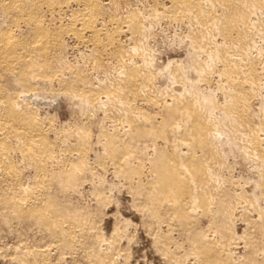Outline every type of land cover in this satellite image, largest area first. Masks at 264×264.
I'll return each mask as SVG.
<instances>
[{"label":"bare ground","instance_id":"bare-ground-1","mask_svg":"<svg viewBox=\"0 0 264 264\" xmlns=\"http://www.w3.org/2000/svg\"><path fill=\"white\" fill-rule=\"evenodd\" d=\"M140 1L145 2L142 4L145 7L138 4L135 8L133 0H0V19L5 21L0 23V213L3 216L2 212L10 213L6 217L10 219L8 222H14L12 217L9 218L11 215L19 220L18 225L22 223L20 221H29L30 225L34 223L33 226L43 227V231L45 228L54 242L47 249L35 251L28 250L27 244L25 249L18 246L20 250H16V246L17 252L12 253L14 260L22 264H53L55 259L52 262L49 256L52 250L66 253V250L80 249L86 250L87 259L94 264H118L121 261L116 259V255L121 253H117L116 247L121 236L119 231L114 229L108 238L105 235L97 237L94 240L96 244L85 243L86 233L97 228L96 221L92 222L90 213L78 207V202L76 207L73 206V200L66 196L70 193L72 197L81 179L85 177L87 180V175L94 179L99 165L105 168L108 163L116 175L115 179L121 177L128 183V189L134 195L133 203L137 201L143 208L145 224L156 238L158 250L170 261L174 259V264H264V171L256 187L260 191L255 189L259 195L248 196L249 190L233 192L225 186L226 183L220 186L228 176L221 180L224 176L218 173V169L215 171L212 163L218 157L214 144L227 139L219 129L226 122L238 124L245 130V137L253 150H250L251 154L264 158V114L255 117L259 125L251 129L254 125L251 118L255 114L250 112L252 103L249 104L259 90L257 87L264 71V66L256 60L258 57L252 56L257 52L251 55L256 44L260 45L261 41H255L259 39L258 34L264 39V0ZM124 7L125 14L121 10ZM49 17L51 20L59 18L60 22L52 24ZM162 20L176 22V25L178 22L180 25L187 23L188 38H185L190 39L193 48H189L190 52L195 51L191 68L200 73V80L213 82V76L207 70L212 64L217 66L212 70L217 73L215 82L223 94L222 102L213 97L214 90L205 92V89L190 83L185 70L173 62L167 64L170 72L165 77L168 83L170 80L182 83L181 90H167L165 93L157 90L155 81L161 72H158L159 67L155 69L147 43L152 25ZM161 28L163 30L162 25ZM165 30L172 33L169 28ZM67 38L90 48L93 53L91 66L97 69V77L89 69H84L88 61L84 66L83 63L87 58L81 63L82 69L81 65L80 69L77 67L79 63L74 64L76 69L70 62L67 64L63 55L64 50L67 51ZM182 38L179 39L184 42ZM175 40L176 37L171 39ZM76 46L78 48V44ZM103 57H106L105 61ZM113 59H116L115 63H112ZM173 67L175 71L171 69ZM101 71L106 75L103 79ZM97 78L98 85L94 82ZM66 93L92 109L105 110L107 118H112L109 113L114 109L122 112L112 118L111 129L100 128L98 141L104 147L103 155L108 162L97 165L89 161L91 129L89 133L84 125L80 127L84 122L80 123L76 133L69 136L65 126L58 128L51 117L45 113L42 116L40 98ZM146 106H150L148 109L157 108L156 114L148 113L150 109L145 111ZM216 110L220 116L216 115ZM85 121L88 122L87 119ZM74 135L77 138L74 139ZM69 137L74 141L71 142ZM220 164L224 166L227 163ZM23 167L32 170L29 176ZM217 174L221 176L220 184ZM105 185L99 178L96 187L92 186L97 205L108 199V185ZM236 219L243 222L241 234L235 229ZM116 228L120 230L119 226ZM172 229L187 244L182 256L178 253L180 244L170 236ZM120 240L122 242V238ZM174 242L176 247L173 244V249L170 243ZM124 248L126 250L127 246ZM178 257L184 262L177 263Z\"/></svg>","mask_w":264,"mask_h":264},{"label":"rangeland","instance_id":"rangeland-1","mask_svg":"<svg viewBox=\"0 0 264 264\" xmlns=\"http://www.w3.org/2000/svg\"><path fill=\"white\" fill-rule=\"evenodd\" d=\"M60 1H64V0H60ZM135 1V3H134V6H135V8H136V6L139 4V6L141 7H145L144 5H142V4H144L143 2H141L140 1V3H139V0H133V2ZM138 2V3H137ZM109 5V3H107V6ZM122 10V12L124 11V10H126V8L124 7V9H121ZM121 10H120V13H121V15H124L125 13H126V11H124L123 13L124 14H122V12H121ZM49 19H50V17H49ZM59 18H57V19H54V20H49V22L50 23H55V24H57V23H59L60 22V19L58 20ZM1 21H2V19H0V23H1ZM4 21V20H3ZM2 21V24H4V22ZM52 21V22H51ZM55 21V22H54ZM168 21H166L165 20V22H164V20H162V22H159V23H156L155 25L153 24L152 25V27H151V31H150V34H149V38H148V49H149V52H150V55L152 56V58H153V61H154V63L153 64H155V69H157L158 67V72H161L159 75H158V78H156V81H155V87L157 88V90H159V91H161V93H165V91H172V90H178V88H179V90H181V88H182V83H179V82H177V81H173V80H170V82L168 83V80H167V78L165 77V75L167 74V73H169L170 72V68H167L168 67V63L169 62H173V63H175V64H178V66H179V68L180 69H184L185 70V74L187 75V77H188V80H191L190 81V83L192 82V84L194 85H197V87H200L201 88V90H204L205 92H208V90H210V91H213V97L217 100L218 98V101H220V102H222L223 101V99H224V97H223V94H221L220 93V90L218 89V83H216L217 82V73L216 72H213V70H215L216 69V65H214V64H212L214 67H212V65H211V69H209V70H207V73L210 75V76H213L212 77V79H213V82L212 81H209V82H207V81H205L204 79H202V80H200L201 79V76H200V73L199 72H196L194 69H192L191 68V64H192V61L194 60V58H195V54H194V52L195 51H191L190 52V49L192 50L193 48L191 47V44H190V39H187L188 37H187V28H188V26L186 25L187 23H184L183 22V24L182 25H180L181 23L180 22H178V26L175 24L176 22H168ZM66 23H67V20H66ZM160 23H161V25H162V27H163V30H162V28L160 29V27H161V25H160ZM173 23V24H172ZM180 23V24H179ZM6 24V23H5ZM159 24V25H158ZM164 24V25H163ZM166 24V25H165ZM157 25V26H156ZM168 25H170V26H168ZM173 25V27L175 28V27H179V26H181L179 29L178 28H175L176 29V32H177V34H179V31L181 32V35L179 34V38H182V39H184L183 41L185 42V44H183L184 42H182V40L180 41V39L178 38V35L176 36L174 33H176L175 32V29L173 28V27H171ZM175 25V26H174ZM183 25H185L184 26V29H182L183 28ZM52 26H54V25H52ZM160 26V27H159ZM153 27H155V28H153ZM169 28V31H171L172 33H170V32H168V30H165V29H168ZM171 27V28H170ZM171 29V30H170ZM181 29V30H180ZM23 30H27V28H24L23 27ZM153 30H155V31H153ZM160 30V31H159ZM183 30V31H182ZM174 31V32H173ZM166 32H167V34H166ZM155 33V34H154ZM184 33V34H183ZM185 33H186V35H185ZM27 33H25V35H26ZM170 34V35H169ZM30 35V34H29ZM28 34H27V37L29 36ZM172 35V36H171ZM183 35V36H182ZM151 36V37H150ZM170 36V37H169ZM181 36V37H180ZM30 37V36H29ZM176 37V43H175V41L173 42V41H171V39L173 40L174 38ZM185 37H187V38H185ZM259 37V39H257ZM257 38L255 37V39H257V40H255L256 41V43H259L258 41H261L260 42V45L259 44H256L257 45V47L256 48H254L251 52V55L254 53V52H257V55H256V53H254L252 56L253 57H255L256 58V56L258 57L256 60H258L257 62L258 63H260V66H264L263 64H264V61H261V60H264V53L262 52V51H264V50H262V49H264V39L261 37V35L260 34H258V36H257ZM70 39H71V41H70ZM150 39V40H149ZM263 39V40H262ZM69 41H70V43H69ZM150 41V42H149ZM177 41H179V42H181V43H179V42H177ZM187 42V43H186ZM66 50L67 51H65L64 50V52H63V55H64V58H65V60H66V62H67V64H69L70 65V63H71V65H73V68L79 63V66H77L79 69H80V65L82 66V64L81 63H83L84 62V59L85 58H87L86 60H85V62L83 63V66H84V64L85 63H87L86 61H88V63L87 64H85V67H84V69H89V72L90 73H92V75H96V77H97V74L95 73V72H97V69H92V61H91V59H92V51L90 50V48L89 47H85V45H82V44H79V43H77L73 38H67L66 39ZM78 44V48H77V44ZM262 43V44H261ZM73 46H72V45ZM151 44V45H150ZM179 45V46H178ZM181 45V46H180ZM182 45L185 47H182ZM186 45V46H185ZM188 45H190V46H188ZM261 46V47H259V46ZM68 46V47H67ZM80 46V47H79ZM152 46H153V48H152ZM73 47V48H72ZM76 47V48H75ZM191 47V48H190ZM70 48H72V49H70ZM89 48V49H88ZM190 48V49H189ZM258 48V49H257ZM86 49V50H85ZM260 49V51H258ZM80 50H81V52H80ZM151 50V51H150ZM187 50V51H186ZM189 50V51H188ZM257 50V51H256ZM69 51V52H68ZM71 51H72V53H71ZM82 51L84 52V53H82ZM87 51V52H86ZM77 52V53H76ZM78 52H80V53H78ZM176 54H175V53ZM258 52H259V54L260 53H263V54H260V56H259V54H258ZM69 53H70V55H69ZM76 53V54H75ZM188 53V54H187ZM82 55V56H80V55ZM86 54V55H85ZM89 54V55H88ZM154 54V55H153ZM72 55V56H71ZM89 57H88V56ZM92 55V56H91ZM263 55V56H262ZM66 56V57H65ZM75 58H74V57ZM84 56H86V57H84ZM79 57V58H78ZM81 57V58H80ZM84 57V58H83ZM168 57H169V59H168ZM260 57V58H259ZM261 57H263V58H261ZM74 58V59H73ZM91 58V59H90ZM104 58V61L106 60V57H103ZM191 58V59H190ZM74 60L73 62H71L72 60ZM75 59H76V61H75ZM176 59V60H175ZM188 59V60H187ZM260 59V60H259ZM69 60V61H68ZM168 60V61H167ZM178 60V61H177ZM180 60V61H179ZM183 60H185L184 62H183ZM83 61V62H82ZM91 61V62H90ZM111 61V60H110ZM176 61V62H175ZM261 61V62H260ZM68 62H70V63H68ZM116 62V59H113L112 60V63H115ZM167 62V63H166ZM181 62H182V64H181ZM73 63V64H72ZM91 63V64H90ZM161 63V64H160ZM165 63V64H164ZM187 63V64H186ZM188 63H189V65H188ZM74 64H76V65H74ZM90 66H89V65ZM184 64V65H183ZM88 67H87V66ZM158 65V66H157ZM83 66L81 67V69L83 68ZM77 67H75L74 69H76ZM90 67V68H89ZM175 67V66H174ZM171 68V69H173V71H175V68ZM186 68V69H185ZM212 68H213V70H212ZM264 68V67H263ZM156 71V70H155ZM183 72V71H182ZM66 73H68V72H66ZM163 73H164V75H163ZM212 73V74H211ZM194 74V75H193ZM263 75H264V71H263V73H262ZM106 76L102 71L100 72V76H101V78L103 79V78H105L104 76ZM196 75V76H195ZM208 75V76H209ZM263 75H261L260 76V79H261V83H260V86H262L261 84H263L264 85V76ZM99 77V76H98ZM195 77H197V78H195ZM100 78V77H99ZM158 79V80H157ZM259 79V80H260ZM97 80V81H96ZM161 81V82H160ZM216 81V82H215ZM94 82H95V84H99V83H97V82H99V80H98V78L97 79H95L94 80ZM158 84H157V83ZM206 82V83H205ZM211 82V83H210ZM214 82H215V84H214ZM161 83V84H160ZM167 83V84H166ZM187 83H189V82H187ZM100 84H101V82H100ZM200 84H202V85H200ZM211 84V85H210ZM217 84V85H216ZM157 85V86H156ZM215 85V86H214ZM169 86V87H168ZM181 86V87H180ZM206 86V87H205ZM211 86H212V88H211ZM258 86H259V84H258ZM257 87V89L259 88V90H257V92H255V94L253 95V97H252V99H250V101L252 100V102H249V104L250 103H252V105L250 104V112L252 113V115L253 114H255V116L253 115V119L251 118V123L253 122V124L254 125H251V129H253L254 127L256 128L258 125H259V123H257V122H259V120L257 119V118H259V116H261V115H263L264 114V91H262L261 92V90H264V86H262V87ZM207 87H210V89L209 88H207ZM214 87V88H213ZM207 89V90H206ZM260 93H259V92ZM218 92V93H217ZM256 94H257V96H256ZM262 95V96H260V95ZM64 94H60V95H58V96H56V95H46L45 96V98H40L41 100H42V103L43 104H40L39 105V110H40V112H41V114H42V116H49V117H51L50 119H52V122H53V124L55 123V125L56 126H58V128H65L66 127V134L67 135H69L70 136V134L71 133H76V131H77V129H79V126H80V123L81 122H84V123H82V125L80 126V127H83V125H84V127L87 129V131L90 133V129H91V133H90V135H89V137H90V140H91V142H90V145H89V156H90V158H89V161H91V163H95V164H101L102 162V164H104L106 161L108 162V160H105V154L103 155V153H104V147H103V145H102V143H100V141H98L99 139H100V128L102 127V126H104V127H107V128H109V129H111L112 128V118H114V116H117V114H119V113H122V112H118L116 109H114V110H112L111 111V113H109L108 115L109 116H111L112 115V118H107V116H104V111L102 110V109H100L99 110V108H95V109H92L91 107H89V106H87L85 103H83V102H81L78 98H76V97H72L71 95H68L67 93H66V95H64ZM68 95V96H67ZM217 96V97H216ZM52 97V98H51ZM62 97V98H61ZM221 97V98H220ZM255 97V98H254ZM46 98H47V101H46ZM65 98V99H64ZM222 99V100H221ZM56 100V101H55ZM69 100V101H68ZM76 100V101H75ZM79 100V101H78ZM46 103H45V102ZM52 102L53 104L51 105V103H49V102ZM54 101V102H53ZM72 101V102H71ZM76 105V106H74V104ZM80 103V104H79ZM49 104V105H48ZM44 107H43V106ZM55 105V106H54ZM59 106H61V107H59ZM73 106V107H72ZM252 106V107H251ZM54 107V108H53ZM58 107V108H57ZM148 107H150V106H146V107H144V110L145 111H149V109H148ZM61 108V109H60ZM78 108V109H77ZM83 108V109H82ZM91 108V109H90ZM60 109V110H59ZM76 111H75V110ZM82 109V110H81ZM155 110V107L154 108H152V109H150V111L148 112V113H150V114H156L155 112H156V110H157V108H156V110ZM42 110V111H41ZM152 110V111H151ZM252 110V111H251ZM55 111V112H54ZM79 113H78V112ZM115 111V112H114ZM263 111V112H262ZM49 112V113H48ZM56 112H57V114H56ZM75 112V113H74ZM93 112V113H92ZM153 112V113H152ZM218 112V113H217ZM254 112V113H253ZM43 113H45L44 115H43ZM74 115V114H78L77 116L76 115H72V114ZM81 113H83V114H81ZM85 113V114H84ZM99 113V114H98ZM216 115L217 114H219V110H216ZM262 113V114H261ZM88 114V115H87ZM91 116H90V115ZM95 114V115H94ZM116 114V115H115ZM52 115V116H51ZM59 117H58V116ZM80 115V116H79ZM57 116V117H56ZM73 116V117H72ZM86 116V117H85ZM88 116L90 117V118H88ZM217 116H220V114L219 115H217ZM56 117V118H55ZM76 119H75V118ZM78 117V118H77ZM80 117V118H79ZM84 117V118H83ZM100 117V118H99ZM255 117H257V118H255ZM58 118V119H57ZM59 119H61V120H59ZM78 119V120H77ZM79 119L81 120L80 122H79ZM87 119V121L88 122H86L85 120ZM111 119V120H110ZM56 120V121H55ZM95 120H97L96 122H95ZM108 120V121H107ZM254 120V121H253ZM64 121V122H63ZM77 123H76V122ZM257 121V122H256ZM58 122V123H57ZM59 122H60V125H58L59 124ZM62 122V123H61ZM70 122V123H69ZM71 122H73L72 123V125L70 126V124H71ZM102 122H103V124H102ZM57 123V124H56ZM99 125H98V124ZM256 123H257V125H256ZM64 124V125H63ZM66 124H67V126H66ZM73 124H76L75 126L77 127H75V126H73ZM85 124L87 125V126H85ZM90 124V125H89ZM110 124V125H109ZM223 124V123H222ZM230 124V125H229ZM62 125H63V127H62ZM228 125H229V127H228ZM60 126V127H59ZM65 126V127H64ZM92 126H94V127H92ZM254 126V127H253ZM68 127V128H67ZM71 127V128H70ZM73 128V129H72ZM75 128V129H74ZM96 128H98V129H96ZM237 128V129H236ZM239 126H238V124L236 125V124H234V123H231V122H226L225 124H223L219 129H220V131L222 132L223 131V134H224V136L226 137L227 136V139L226 140H222V141H218V142H216L214 145H215V151H216V156H218V157H215V161H213L212 163H213V168H215V171L217 170L218 171V173L221 175V176H224V177H222V179H221V176L219 175V174H217V179H218V181L221 179V180H224L225 179V177H227L228 176V178H226L224 181H226V182H222L221 180V183L222 184H220V181H219V184H220V186H224V184H225V186H227V188H229L231 191H237V192H240V190L241 191H248L247 192V194H248V196H255V195H259L258 193V191L257 190H259L258 188H256L257 187V185H258V183H259V181H260V179H261V177H262V171H264V166H263V164H264V158H262V157H260V158H258L256 155H253V154H251V152H250V150L251 151H253L251 148H250V145H249V143L250 142H248V139H247V137H245L246 136V134L247 133H245L244 131L245 130H242L241 128H240V130H239ZM249 128V129H250ZM70 129V130H69ZM249 129H248V131H249ZM250 129V130H251ZM96 130V131H95ZM235 132H234V131ZM73 131V132H72ZM92 131H93V133H92ZM237 131V132H236ZM99 132V133H98ZM95 133V134H94ZM98 133V134H97ZM92 134H93V136H92ZM97 134V135H96ZM234 135V136H233ZM97 136H99L98 138H97ZM92 137V138H91ZM73 138L75 139V138H77V135H74L73 136ZM72 137H71V139H70V137L68 138L69 140H71V142H72V140L74 141V139H73ZM224 138V137H223ZM244 139L246 140V141H244ZM228 140V141H227ZM93 141V142H92ZM94 141H96V142H94ZM235 142V143H234ZM92 144H94V146L92 145ZM218 144V145H217ZM97 145H98V147H97ZM220 145V146H219ZM242 145V146H241ZM248 145V146H247ZM92 148V149H91ZM102 148V149H101ZM93 149H95V150H93ZM92 150V151H91ZM99 150V151H98ZM220 151V152H219ZM66 152H67V145H66ZM69 152V151H68ZM67 152V153H68ZM96 152H98L97 153V156H95V154H96ZM93 153H94V155H93ZM67 155V154H66ZM102 155V156H101ZM98 156H100V157H98ZM264 156V155H263ZM102 157H104V158H102ZM262 158V159H261ZM94 159V162H92V160ZM96 159H98V160H96ZM221 161H220V160ZM261 159V160H260ZM102 160V161H101ZM219 161H220V163H219ZM262 161V162H261ZM97 162V163H96ZM101 162V163H100ZM252 162H254V163H252ZM215 163V164H214ZM220 165H222V164H224V163H227V164H224V166H223V169H222V166H219V164ZM258 163V164H257ZM261 163V164H260ZM253 164V165H252ZM257 164V165H256ZM107 165L108 166H106L105 168H101L102 166H100L99 165V167L96 169V173H98V174H96V179L94 178V179H91L90 178V176L89 175H87L86 177L88 178L87 180H85V177L83 178V179H81L80 181H83V182H80L79 181V183L76 185L77 186V188L78 189H76L77 191H76V193L78 194L79 192H82V194H83V196H82V194L81 193H79L78 195L79 196H77V194L75 193V192H72L73 194L75 193V196H73V194H72V197H71V194L70 193H66V196L67 197H69L70 196V198H71V200H73V202L75 203V204H73V202H72V204H73V206H77V205H79L78 207H80V208H82V210L83 211H86V212H88V214H89V217H90V220L92 221V222H94V221H96L95 222V227H97V228H95V229H93V232H89V233H86V235L87 236H89V237H86V235H85V237H84V239H83V241H85V243L88 241V244L89 245H92L93 243H94V240L97 238V237H109V236H112V235H110V234H113L115 231H114V229L115 230H118L119 231V235H121L120 237H118V239H117V241L119 242H117V244H116V247H117V253L118 252H121V253H123V254H121V253H119V254H121V255H116V259L118 260V261H120L118 264H174V259H172L171 261H170V258H168L166 255H163L159 250H158V244H157V240H156V238L155 237H153V234H150L151 232H150V229H149V227H148V225H146L145 224V218H144V210H143V208H141L140 207V205L138 204V202L136 201V203H133V202H135V200H134V195H133V192H132V190L131 189H128V188H130L127 184V182L125 183V182H123L124 181V179H122L121 177H118V179H120L119 181H118V179H117V177H116V179H115V174H114V171H113V169L111 168V166L107 163ZM251 165H252V167H251ZM259 165H261V166H259ZM255 166V167H254ZM257 166H259V167H257ZM109 167V168H108ZM230 167V168H229ZM27 167H23V170L25 171V174H26V176H29L30 174H31V169L30 168H27V170H25ZM229 168V169H228ZM254 168V169H253ZM103 169H105V170H103ZM219 169H220V171H219ZM226 169V170H225ZM31 170V171H30ZM224 171V172H222V171ZM98 171V172H97ZM102 171V172H101ZM254 171V172H253ZM105 172V173H104ZM257 172V173H256ZM225 173V174H224ZM222 174H224V175H222ZM227 174V175H226ZM259 174V175H258ZM97 175L99 176H101V177H99V178H102V181H104V184H106L105 186H107V188H108V190L106 189V193H107V191H108V193H107V198L108 199H106L103 203H101L100 205H97V198H95V195H94V186L96 187V185H97V183L99 182V178L97 177ZM230 175H231V177H230ZM83 177V176H82ZM219 177H220V179H219ZM237 179H235V178ZM239 179H240V181H239ZM257 179H259V180H257ZM28 180V179H27ZM26 180V181H27ZM90 180H92V184L90 183L91 181ZM93 180H95V182L93 181ZM107 180V182L105 183V181ZM229 180V181H228ZM230 180H231V183H230ZM236 180V181H235ZM247 180V181H246ZM85 181V182H84ZM117 181V182H116ZM232 181H234V183L235 184H233V182ZM243 181V182H242ZM88 182V183H87ZM118 182H119V185H118ZM238 182V183H237ZM239 182H240V184H239ZM243 184H242V183ZM248 184H247V183ZM82 185H81V184ZM84 183H86V184H84ZM112 183H115V184H112ZM237 183V184H236ZM251 183H253V184H251ZM83 184H84V186H83ZM91 184V185H90ZM110 184H111V187H110ZM117 184V185H116ZM125 185H126V188H125ZM229 185V186H228ZM235 185V186H234ZM237 185V186H236ZM241 185V187H238V186H240ZM245 185H246V188H244L245 187ZM82 186V187H81ZM93 186V187H92ZM99 186V185H98ZM243 186V187H242ZM254 188H253V187ZM79 187H80V189H79ZM115 187V188H114ZM232 187H234V188H232ZM237 187V188H236ZM250 187V188H249ZM82 188H83V190H82ZM239 188V189H238ZM253 188V189H252ZM110 189V190H109ZM114 189V190H113ZM236 189H238V190H236ZM245 189H247V190H245ZM255 189H257V190H255ZM79 190H81V191H79ZM130 190V191H129ZM260 191V190H259ZM68 192V191H67ZM251 192V193H250ZM254 193H255V195H254ZM68 194V195H67ZM133 196V197H132ZM80 199H79V198ZM73 198V199H72ZM78 198V199H77ZM133 198V199H132ZM74 199H75V201H74ZM132 199V200H131ZM79 201H81V202H79ZM78 202V203H77ZM76 203H77V205H76ZM81 204V205H80ZM136 204H138V206L140 207H138L137 208V206H136ZM137 208V209H136ZM139 209H140V211H139ZM89 210L93 213L92 215H94V217H92V215H91V212H89ZM3 211V210H2ZM2 214H4V216L3 215H1V213H0V264H22L21 262L19 263V262H17L18 260L16 259V261L14 260L15 259V255L13 256V254H15V252H17L16 250H20V248L22 249V247L24 248V247H26L25 245L27 244V246H29V247H26L28 250H32V251H35L34 249H36V250H44V249H47V248H49L50 247V245L52 246L53 244H54V242H53V237L50 235V233H49V231L48 230H46L45 228H44V230L46 231H43V227L41 228V227H39L38 225H35L36 226V228H34L35 226H33V224H31L30 225V223L31 222H29V221H27L26 223L24 222V221H20V225H18V222H19V220L17 221L13 216H9V218L10 217H12L11 218V220H14V222H15V224H14V222L13 221H11V222H8L9 220H8V218H6L9 214L7 213V215H6V212H2ZM91 215V216H90ZM3 216V217H2ZM4 218V219H3ZM92 219H94V220H92ZM143 219V220H142ZM240 219V218H239ZM239 219H236V220H234V223H235V229H236V231L237 232H239L238 234H241V233H243V231H242V229H243V222L241 221V220H239ZM2 220H4V222L2 221ZM6 220V221H5ZM13 222V223H12ZM143 222H144V224H143ZM7 223H11L10 225L9 224H7ZM127 223H129L128 225H127ZM16 224H17V226H16ZM24 224V225H23ZM94 224V223H93ZM124 224V225H123ZM125 224H126V226H125ZM6 225V226H5ZM9 225V226H8ZM30 225V226H29ZM144 225V226H143ZM237 225V226H236ZM13 226H15V227H13ZM19 226V227H18ZM29 226V227H28ZM120 227V230L122 231L121 232V234H120V230H119V228L117 229L116 227ZM128 226V227H127ZM146 226V227H145ZM126 227V228H125ZM148 227V228H147ZM98 228H99V231H98ZM121 228H123V229H121ZM130 230H128V229ZM96 229H97V234H95L96 233ZM126 229V230H125ZM238 229V230H237ZM95 230V231H94ZM125 230V231H124ZM129 231V232H128ZM149 231V232H148ZM175 231V232H174ZM100 232V233H99ZM101 232H103V233H101ZM127 232V233H126ZM171 232H173L172 233V235H170L171 236V238H173L174 239V241H176L178 244H180V247L182 248H180V249H178V253H181L180 255L182 256V255H184L185 254V252H183L184 251V249L185 248H187L186 246H187V244L184 242V240H182V238L183 237H181V236H179L178 235V232H176V230L175 229H172L171 230ZM170 232V233H171ZM91 233V234H90ZM93 233H94V235H93ZM122 233H124V234H122ZM129 233H130V235L131 236H129ZM49 234V235H48ZM99 234H100V236H99ZM94 237H93V236ZM98 235V236H97ZM105 235V236H104ZM124 235V236H123ZM125 235L127 236V237H125ZM174 235V236H173ZM50 236V237H49ZM92 236V237H91ZM130 238H129V237ZM177 236V237H176ZM91 237V238H90ZM107 237V238H108ZM126 238V239H123V238ZM89 240H88V239ZM122 238V242H121V240L120 239ZM180 238V239H179ZM91 239H93L92 240V242H90V240ZM155 239V240H154ZM177 239H179V240H177ZM52 240V241H51ZM126 240L128 241V242H126ZM183 242H182V241ZM154 241H155V243H154ZM90 242V243H89ZM176 242H174V243H170V246H172V248H173V244H174V247H176L175 246V243ZM24 245H22V244ZM22 246H21V245ZM46 244L48 245L46 248H45V246H46ZM87 244V245H88ZM94 244H96V243H94ZM126 244V245H125ZM128 244V245H127ZM157 246V249H156V246ZM183 245V246H182ZM17 246V247H16ZM18 246L20 247L19 249H18ZM33 247V249L31 248V247ZM105 246V245H104ZM119 246H122V247H119ZM127 246V248H126V250L128 251H126L125 250V248L124 247H126ZM178 246V245H177ZM15 247H16V250H15ZM42 248V249H39V248ZM30 248V249H29ZM54 248V247H53ZM13 251H12V250ZM25 249V248H24ZM121 251H120V250ZM174 249V248H173ZM240 250V249H239ZM71 250H66V253H65V251H61V250H56V251H54V250H52V252L50 253V259H51V261L53 262V260L55 259V263L56 264H94V263H92L90 260L91 259H89V261H88V263H87V255L85 254V251H83V250H81L80 251V249L79 250H72L71 252H70ZM76 251V252H75ZM77 251H80L79 252V254H77L78 252ZM123 251V252H122ZM126 251V252H125ZM186 251V250H185ZM53 252H56V253H53ZM63 253V254H61V253ZM84 252V253H83ZM13 253V254H12ZM59 253L61 254V255H59ZM66 255H65V254ZM74 253H75V255H74ZM71 254V255H70ZM77 254V255H76ZM126 254V256H124ZM52 255V256H51ZM69 255H70V257H69ZM73 255V256H72ZM118 256L120 257V258H118ZM124 256V257H123ZM128 256V257H127ZM166 256V257H165ZM59 257H61L60 259H59ZM64 257H65V259H64ZM125 257H127V258H125ZM13 258V259H12ZM63 258V259H62ZM185 258V257H184ZM123 259H125V260H123ZM127 259V260H126ZM178 259H179V262H177V263H181V261H183V260H181V258L180 257H178ZM124 261V263H122L123 261ZM66 261V263H64ZM173 262V263H172ZM184 262V261H183ZM54 262H53V264H55ZM29 264H32V263H29ZM176 264V263H175Z\"/></svg>","mask_w":264,"mask_h":264}]
</instances>
